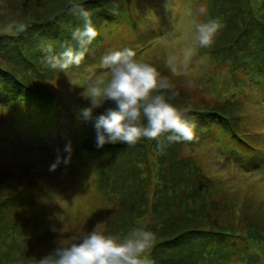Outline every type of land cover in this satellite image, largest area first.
Masks as SVG:
<instances>
[{"label":"rangeland","instance_id":"rangeland-1","mask_svg":"<svg viewBox=\"0 0 264 264\" xmlns=\"http://www.w3.org/2000/svg\"><path fill=\"white\" fill-rule=\"evenodd\" d=\"M53 1L0 0V45L17 37L3 33L10 22L24 24L27 34L43 29L48 22L41 15L44 11L33 14L41 9L58 11L63 3L59 0L49 9ZM74 2L91 13L99 33L79 66L52 69L47 53L34 51L38 59L31 61L28 72L0 57V64L16 72L25 91L42 94L46 106L49 102L57 112L64 110L55 119L61 127L43 135L41 131L55 121L24 120L21 107L0 102V264H39L58 246L70 245L73 237L94 229L124 235L133 227L155 234L153 264L173 258L183 263L186 254H196L199 246L192 238L189 247L181 249L180 242L175 250H164L173 235L189 228L224 233L223 246L228 257L234 256L228 258L230 264H254L249 258L264 264V169L257 171L264 164V0ZM101 9L108 11L103 17L96 14ZM64 11L69 13L62 17L68 23L66 32L72 37L79 21L81 29L84 21L71 7ZM209 20L222 25L212 46H197L190 63L172 72L167 58L181 56L194 43L195 26ZM124 48L135 50L137 59L170 80L173 88L165 96L178 93L170 102L187 110V119L196 124V139L162 149L156 141L144 139L132 146L122 142L97 146L95 120L115 105L105 101L86 120L82 110L91 107L88 88L107 75L101 58ZM211 112L220 115L221 123H230L232 130L211 123L209 128L198 126ZM231 133L243 151L240 160L220 155ZM69 143L71 159L65 164ZM58 157L61 162L50 170ZM175 157L178 164L170 171ZM177 174L182 181L175 191L158 188L165 175ZM138 187L149 192L152 208L149 201L147 215L125 221L128 210L119 208L120 197H129Z\"/></svg>","mask_w":264,"mask_h":264},{"label":"clouds","instance_id":"clouds-1","mask_svg":"<svg viewBox=\"0 0 264 264\" xmlns=\"http://www.w3.org/2000/svg\"><path fill=\"white\" fill-rule=\"evenodd\" d=\"M71 12L84 21L83 28H77L72 33L78 50L69 46L63 52L53 54L51 45H48L44 51L47 53L46 62L52 69L64 71L79 66L89 45L99 35L92 25L91 13L83 4L74 2ZM221 27L217 20L198 23L193 45L186 46L181 56L170 55L167 58L170 70L176 72L178 65L186 67L196 54L197 46L211 47ZM25 31V25L15 21L6 24L3 29L4 34L11 36H18ZM100 67L107 75L90 84L88 98L91 107L82 110L83 117L90 120L93 109L102 106L105 101L115 105L95 120L98 147L119 142L132 146L144 139L156 141L162 149L172 143L196 139V124L187 119V110L170 102L178 93L172 91L170 96H165L173 88L170 80L162 76L152 64L137 59L135 50L124 48L111 51L101 58ZM65 151L69 153L63 161L67 164L71 159L70 143L66 145ZM60 162L58 157L50 170L54 171ZM72 239L70 245L58 246L42 257L39 264H153L151 252L156 236L146 227H133L124 235L105 234L94 229L81 238Z\"/></svg>","mask_w":264,"mask_h":264},{"label":"trees","instance_id":"trees-1","mask_svg":"<svg viewBox=\"0 0 264 264\" xmlns=\"http://www.w3.org/2000/svg\"><path fill=\"white\" fill-rule=\"evenodd\" d=\"M68 0H61L62 7L58 11H47L45 12L44 9H41L39 12L34 13L41 15L45 14V19H47V25L39 30H34L32 33H22L21 35H18L15 40L13 41H6L3 45H0V57L9 65H20L22 68H25L26 71H30V67L32 66L31 61H34L38 59L36 57V52L38 53H46L44 49L51 45L52 49L55 48V53L59 54L63 52L67 47H72L74 50H78V44L76 42V46L74 47V44L72 43V37H69L67 34V28L68 23L63 21L62 17L68 16L69 13L65 12L64 10L67 7H71V5L74 3V0H69L71 3L66 4ZM59 5V0H54L51 2L48 6L49 9H53ZM44 7V6H43ZM61 11V12H59ZM96 14L99 17H103L105 14H107L106 9L96 10ZM37 16V20L39 21V17ZM54 20H50L53 19ZM42 20V21H44ZM83 21H81L82 23ZM44 24V23H42ZM80 27V21L78 23V28ZM59 42V43H56ZM76 48V49H75ZM18 75L15 71L11 70L10 68L0 64V102L5 105L6 107H21L22 112V119L24 120H32L36 119L38 122L46 123V122H52L55 121V119L59 115L64 114V110L61 108L60 112H57L54 108H52V105L49 104V102L46 103L44 101V96L40 93H36L35 91L32 92L29 88H26V91L24 90V86L18 83ZM46 108V111H45ZM30 112V113H29ZM29 113V114H28ZM47 115H52L53 119H47ZM38 116H41L40 119H38ZM208 121L205 124L203 121ZM202 123H200L198 126L203 127H211L209 124H215L218 125L224 129L232 130V125L229 124H223L220 122V115L215 112H211L210 115L203 117L201 119ZM61 127V123L57 119L48 129L46 127V130L41 131L43 135H47L48 133H53L54 131H57ZM48 129V130H47ZM115 148H119L120 145H114ZM181 148V147H180ZM178 153V151H176ZM220 155L225 160H231L234 161L240 160L242 154H240V146L238 142L236 141V138L234 136V133H231L230 143L226 145V147L222 150ZM178 164V161L175 157L174 161L171 165V170L173 171ZM255 165V164H254ZM169 171V172H170ZM180 171V170H179ZM168 172V173H169ZM167 173V174H168ZM166 174V175H167ZM164 179L161 180L162 185L158 186V188H164L172 191L176 190V186H178L182 179L177 174L176 176H166ZM160 181V180H159ZM157 193H159V190H157ZM120 204L119 208H126L128 210V213H124L126 215L125 221L129 218L134 217H141L147 215L146 209L148 208L149 201L150 206L152 208V197L149 195V192H145V190H142L140 187L136 188L135 191L130 195L129 197H120ZM155 202V201H154ZM150 209V207H149ZM194 239L193 244H198L199 251L196 254H184L183 250L181 251L184 256L183 263H177L176 258L163 260L160 259L155 262V264H201L202 262H205L204 264H229L228 258H234V256L228 257L229 253L227 246H223L226 241H222V239H225L224 233H215V232H209V231H203V230H191L189 228L187 231L178 233L176 235L172 236V240L168 241L167 245H164V250H175V247L182 242V245H180L181 249L191 246L192 244L189 242V239ZM167 241V240H166ZM188 242V245L185 246V243ZM160 245V241L157 242ZM201 244H208L207 247H201ZM154 259L156 258V254L153 251L151 254ZM198 256V260H195V256ZM251 263L256 264L258 262V259L249 258Z\"/></svg>","mask_w":264,"mask_h":264}]
</instances>
